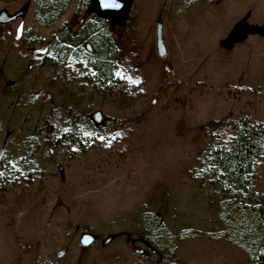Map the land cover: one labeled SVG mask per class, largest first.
Returning <instances> with one entry per match:
<instances>
[{
	"label": "rangeland",
	"instance_id": "rangeland-1",
	"mask_svg": "<svg viewBox=\"0 0 264 264\" xmlns=\"http://www.w3.org/2000/svg\"><path fill=\"white\" fill-rule=\"evenodd\" d=\"M33 1H0V264H260L264 158L235 202L197 160L264 123V0H133L116 23ZM85 22L117 48L101 86L46 52Z\"/></svg>",
	"mask_w": 264,
	"mask_h": 264
},
{
	"label": "trees",
	"instance_id": "trees-1",
	"mask_svg": "<svg viewBox=\"0 0 264 264\" xmlns=\"http://www.w3.org/2000/svg\"><path fill=\"white\" fill-rule=\"evenodd\" d=\"M70 1L34 0V15L39 22L54 23L64 14ZM87 4L90 5L89 1ZM95 18L97 23L105 21L96 16ZM87 41L88 45L85 44ZM46 52L57 63L86 62L93 72L96 86L103 85L114 75L117 48L106 30H101L96 22H85L75 32L62 24L56 29ZM232 129L234 135L226 147L215 144L210 147L206 159L197 160L199 164L207 166L201 170L200 178L213 177L221 195L229 197L231 201L237 195L242 198L250 196L257 161L264 158V123L241 117L232 123ZM209 133L214 137V132ZM257 262L264 264V254L258 256Z\"/></svg>",
	"mask_w": 264,
	"mask_h": 264
},
{
	"label": "water",
	"instance_id": "water-1",
	"mask_svg": "<svg viewBox=\"0 0 264 264\" xmlns=\"http://www.w3.org/2000/svg\"><path fill=\"white\" fill-rule=\"evenodd\" d=\"M90 7L89 11L102 20L112 21L114 23L119 22L121 19L127 16L132 4L133 0H116L114 5L110 3H106V0H88ZM6 20V16L4 14H0V22ZM237 39L235 32L229 39V44H233ZM89 47V46H88ZM157 53L160 57H164L166 54V50L164 44L161 40V29L158 26L157 31ZM95 241V238L90 235L84 233L81 236L80 244L83 247L91 245Z\"/></svg>",
	"mask_w": 264,
	"mask_h": 264
},
{
	"label": "snow or ice",
	"instance_id": "snow-or-ice-1",
	"mask_svg": "<svg viewBox=\"0 0 264 264\" xmlns=\"http://www.w3.org/2000/svg\"><path fill=\"white\" fill-rule=\"evenodd\" d=\"M116 0H106V3H110L111 5H114Z\"/></svg>",
	"mask_w": 264,
	"mask_h": 264
},
{
	"label": "flooded vegetation",
	"instance_id": "flooded-vegetation-1",
	"mask_svg": "<svg viewBox=\"0 0 264 264\" xmlns=\"http://www.w3.org/2000/svg\"><path fill=\"white\" fill-rule=\"evenodd\" d=\"M89 7H90V5H89Z\"/></svg>",
	"mask_w": 264,
	"mask_h": 264
}]
</instances>
